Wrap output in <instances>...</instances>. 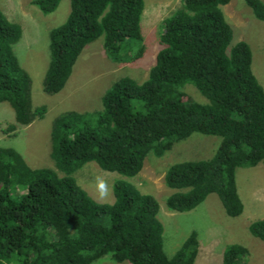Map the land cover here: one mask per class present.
<instances>
[{"label":"trees","instance_id":"16d2710c","mask_svg":"<svg viewBox=\"0 0 264 264\" xmlns=\"http://www.w3.org/2000/svg\"><path fill=\"white\" fill-rule=\"evenodd\" d=\"M60 1L31 4L47 15ZM230 1L179 0L163 20L162 47L146 80L122 77L102 95L99 111H68L55 118L51 158L63 176L49 168L32 169L16 150L0 146V264H194L198 233L168 256L160 206L152 194L118 180L114 202L97 203L72 177L94 162L132 178L148 154L162 156L194 132L219 135L220 144L210 158L167 168L164 182L175 191L166 206L189 211L215 193L228 216L242 215L236 171L264 164V87L252 69L250 44H231L232 29L221 11ZM245 3L264 21L262 0ZM143 8L144 0H70L67 19L49 32L43 92L59 93L85 47L101 37L114 63L142 58ZM21 35L20 26L0 11V103L11 105L16 121L9 130L29 126L47 112L45 106H32L31 77L14 54ZM187 84L209 102L192 100ZM249 229L264 240V219ZM249 255L248 248L230 245L222 264H247Z\"/></svg>","mask_w":264,"mask_h":264},{"label":"rangeland","instance_id":"374dc122","mask_svg":"<svg viewBox=\"0 0 264 264\" xmlns=\"http://www.w3.org/2000/svg\"><path fill=\"white\" fill-rule=\"evenodd\" d=\"M179 3V0H144L140 18L145 52L142 58L128 65L114 63L104 51L101 37L85 47L64 88L55 95H47L43 92L42 83L50 60L49 32L67 19L70 0H61L57 9L47 15L32 5L31 0H0V11L22 31L13 51L20 66L31 77L32 106L47 108L43 119L9 130L16 124L14 110L9 103H0V146L16 150L32 169L49 168L63 176L51 158V129L55 118L68 111H99L102 95L122 77L138 82L146 80L162 47L159 35L163 30V20ZM221 11L232 29L231 44L239 41L250 44L252 69L264 87V21L255 17L245 0H231L221 6ZM185 91L192 100L209 102L192 84H187ZM220 140L219 135L194 132L188 138L175 142L162 156L148 154L141 171L132 178L104 171L94 162L86 163L72 177L97 203L114 202L113 184L118 180L135 184L142 192L152 194L160 206L158 218L164 224V248L170 257L196 231L200 250L194 264H222L225 249L235 244L249 249L247 264H264V240L253 236L249 229L253 222L264 219L262 162L236 171L238 194L244 207L239 217L228 216L215 193L209 194L189 211L170 210L166 206V197L175 191L164 182L167 168L177 162L210 158ZM102 183L107 189L103 194L99 187ZM14 198L17 199L16 196ZM99 262L113 264L107 260Z\"/></svg>","mask_w":264,"mask_h":264},{"label":"clouds","instance_id":"9594fccd","mask_svg":"<svg viewBox=\"0 0 264 264\" xmlns=\"http://www.w3.org/2000/svg\"><path fill=\"white\" fill-rule=\"evenodd\" d=\"M99 187H100V191L102 192V194L107 191L106 186L103 183Z\"/></svg>","mask_w":264,"mask_h":264}]
</instances>
